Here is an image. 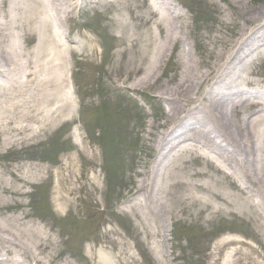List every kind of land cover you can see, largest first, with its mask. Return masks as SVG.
<instances>
[{
  "label": "rangeland",
  "instance_id": "374dc122",
  "mask_svg": "<svg viewBox=\"0 0 264 264\" xmlns=\"http://www.w3.org/2000/svg\"><path fill=\"white\" fill-rule=\"evenodd\" d=\"M116 1L103 5L99 0L86 2L78 8L79 15L77 9L72 12L73 22L67 21L65 32L69 28L71 34L83 36L81 23L94 30L99 40V46L97 42L91 44L93 57L74 54V111H68L57 126H46L33 139L0 148L3 179L9 181L12 190L21 189L15 194L3 191L0 185V204L7 206L0 208V222L11 228L7 232L0 227V248L8 246L17 257L22 255L20 259L25 258L26 264H106L108 257L113 264H221L227 251L239 247L237 264H264V220L255 209L244 215L237 210L247 194L231 190L225 195L229 205L213 197L212 202L222 207L214 211L208 204L178 201L183 189L171 186L170 192L177 198L169 197L170 204L174 202L169 209L172 216L164 224L142 223L127 207L141 173L148 172L154 161L157 149L151 125L165 121L163 113L169 106L160 95L174 86L182 69L180 53L207 57L216 37L230 36V29L220 22L233 24L229 22L233 12L259 7L264 0H185L194 11L191 6L190 10L181 8L185 12L179 9L181 17H186L177 29L181 39L167 47L161 60L158 51L153 55L155 46L147 47V43L154 32L164 44V51L169 43L168 27L167 32L157 34L147 21L145 7V11L138 10L133 1ZM92 5L100 7L91 10ZM261 8L264 11V6ZM84 11H88L86 20ZM118 33L123 39L114 36ZM129 35L139 36L140 42L122 52L130 43ZM144 47L150 60L142 63V72L130 73L133 65L129 59H139L145 53ZM152 67L156 68L157 78L151 83L157 82L142 85L141 78ZM256 70L259 75L253 78L264 84V59ZM33 90L34 86H26L20 91L22 99L26 93L32 96ZM26 105H33L39 112L37 104ZM78 117L82 126H77ZM29 124L38 126L35 122ZM82 142L85 150L80 148ZM86 156L91 161L85 162ZM68 157L75 159L78 175H83L72 196L74 200L63 203L52 171L62 167ZM190 168L201 169L200 160L192 159L182 174L186 176ZM14 172H26V177L33 174L35 179L24 183ZM37 233L42 237L38 238ZM225 242H231L230 248Z\"/></svg>",
  "mask_w": 264,
  "mask_h": 264
},
{
  "label": "bare ground",
  "instance_id": "6f19581e",
  "mask_svg": "<svg viewBox=\"0 0 264 264\" xmlns=\"http://www.w3.org/2000/svg\"><path fill=\"white\" fill-rule=\"evenodd\" d=\"M83 1L86 0H0V148L33 139L46 126H55L68 111H74L67 79L69 58L90 44L87 39L67 34L65 28L70 14ZM127 1H133L135 9L146 8L151 29L155 25L162 33L168 27L169 43L164 51V44L154 32L147 43V47L155 46L153 55L158 51V58H165L167 47L181 39L177 29L186 17H181L182 12L171 0H124L123 4ZM263 6L264 3L233 12L229 19L233 24L221 21L222 26L230 29V36L216 37L207 57L180 53L182 69L174 86L160 95L169 106L163 113L165 121L151 125L155 128L151 133L157 157L149 171L141 173L134 198L127 205L142 223L164 224L171 218L169 209L174 202L170 204L169 197L177 198L170 192L171 186L183 189L178 201L208 204L214 211L222 207L212 202L213 197L229 205L230 199L225 195L231 190L247 194L240 201L238 212L244 215L255 209L264 220V84L253 78L259 75L256 65L264 59ZM32 40V45L27 44ZM127 40L130 46L140 42L139 36L134 35ZM142 51L145 53L139 59H129L128 63L133 65L130 73L142 72V63L150 60L145 47ZM155 74L156 68H150L141 78L142 85H149L157 78ZM29 85L34 86L33 95L26 93L22 99L20 91ZM26 103L37 104L39 112H35L33 105L26 107ZM30 122L38 126H30ZM80 148L85 150L84 142ZM192 159L200 160L202 168H190L185 176L183 169ZM89 161L91 158L86 156L85 162ZM62 163L52 174L59 185V199L69 203L74 200L72 196L83 174L78 175L73 157ZM40 170L43 172L44 168ZM14 174L24 183L35 179L33 174L26 177V172ZM0 182L5 192L21 191L12 190L1 172ZM204 192L206 195H201ZM208 194L212 196L209 198ZM3 207L7 206L0 204ZM5 225L0 222V227L8 232L11 228ZM37 236L42 237L39 233ZM230 244L224 243L227 247ZM240 250L234 247L227 251L221 264H237L235 256ZM104 261L114 263L109 257Z\"/></svg>",
  "mask_w": 264,
  "mask_h": 264
}]
</instances>
